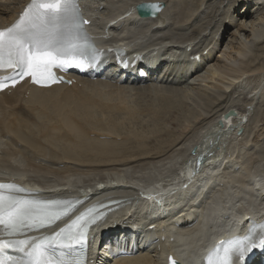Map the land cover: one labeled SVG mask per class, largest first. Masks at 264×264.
<instances>
[{
  "label": "bare ground",
  "instance_id": "bare-ground-1",
  "mask_svg": "<svg viewBox=\"0 0 264 264\" xmlns=\"http://www.w3.org/2000/svg\"><path fill=\"white\" fill-rule=\"evenodd\" d=\"M27 1L29 0H0V28L6 25H9L10 27L14 22H16L18 12L21 10L22 6ZM79 1L83 5H87L88 10L95 12L99 15L101 14V12L98 10H92L94 7H98L99 5L98 0H92V1L91 0H79ZM110 1H114V0H105V2H110ZM116 1H120V2L127 1V5L124 6L126 8L122 10L123 13H121V15L124 20H129L128 23L132 24L136 21H139V24L142 22L143 23L142 25L144 26H147V24L153 25V28L151 30H156L157 25L158 24L162 25L166 21V18H170L171 22H174L171 18V14L173 10L171 7H169V4H168L169 0H159V1L164 2V7L156 16L138 17L139 19L132 18L133 17L132 15L135 14L136 16L135 5L137 2L141 0H116ZM204 1L206 2L207 0H204ZM180 2L178 3L180 4ZM252 2L253 0H236V2L232 1L231 5H229V2L227 0V2H225L223 5L227 3L226 6L227 5L229 6L226 9L223 19L219 23H217L216 24L217 26H216V25H213L215 20H217V18H215L212 24L209 26L208 33H204L203 35L204 37L201 36L199 38H196V37L192 38L191 36L195 33L194 31H196L197 33H200V30H201V28L199 27L198 28L193 27L191 29V31L193 32H191L189 36H174L173 39L168 41V43H165V44H168V48H169L168 51L164 52L165 54H163V56L160 57L159 59L151 58L152 62L156 65L155 67L156 77H152V75H149L146 77L138 78L136 76H129V75H123V74L120 75L118 73L121 71H115L114 68L116 67L115 65H112L113 71L108 73V77L114 78V81L110 79L102 80L100 78L92 79V78H89L87 75H81V76H75L74 81L62 82L60 84H54L49 87H40L35 84L29 83L27 80H24L20 84L16 85L14 88H10L9 93H7L6 91L0 92V114L2 112L4 114L5 112L4 106H2L1 104V99L9 103V106L10 105L13 106L12 109L10 108L8 109V112L4 118L3 116L2 117L0 116V123L2 124V126L0 125V130L2 132L7 131L9 133L10 141L13 142V144H15V146L17 147L15 148L13 146H7V145L4 146L2 149H0V154H2L3 152V154L0 156L4 158L7 156H11V158L13 157L14 158L16 157L28 158L29 157L37 161L36 163L33 162L32 165L33 166L35 165L34 167L38 168V170L43 169L44 167H47L46 165L48 162H50V165L52 164L53 166L54 164L57 165V167L55 168L61 171L62 170L66 171V170H70L73 168H81V167H76V166H79L78 163L80 165H86L85 167L87 168H88V165L90 167L93 165L92 163L96 164L97 161H103V162H98L101 164L105 163L104 161L108 160V159H105L106 155L113 156L114 151L117 148H121L123 144H124L123 146H125L126 143H124L125 137L121 136L122 134H119L120 132L119 126L116 127L118 129L116 130L118 131L117 134L112 131H108L107 129L104 132L99 131L102 128L101 127L102 123L101 122H100L101 124H99V122L97 123L96 121H98V119L101 120L103 123L104 122L106 123L107 119L111 120V118H114V116L117 115L116 113L118 111H122L123 108L128 109L129 114L131 113L130 112L131 110L132 111L137 110V112L139 110L141 111L144 110L142 109V106H141L142 104L140 105L138 104L139 107H136L129 103L130 101L129 97L140 95L142 92L159 93L162 100L164 101H168V100L170 101V99L174 98V95H176V93L178 92H180L181 95H183L184 97L185 96L184 93L190 91L191 89H194L195 87L193 86L194 81L192 79L194 74L200 71L202 66H204V64L203 65L201 64L204 63V60H206V58L209 57L210 54L214 52L216 43L224 39L226 30L229 28L231 24V20H230L231 18H237V20H239L237 22V24L239 25L238 29H245L243 30L245 34L243 33L242 39H241V36L238 37L239 43H242L243 46H245L246 42H249V43L255 42L256 44L259 42L261 43L264 42L263 40L264 38L261 39V36L264 35V11H262L264 10V8L263 9L260 8L254 11V8L256 7L254 6L255 3L252 4ZM257 5H258L257 8H259V4ZM122 11H113L107 8L106 13L113 16L114 12L120 13ZM251 12H252V15L250 14ZM179 15H184V14L182 12V14H179ZM176 20L173 24L176 23ZM111 22H112L111 19L110 20L106 19L104 21H101L100 24H105L106 27H113V23L111 26ZM116 22L114 23V25L116 24ZM126 23L127 21L124 24ZM208 25L209 24H207L203 28L206 29ZM222 25L225 28L223 32L220 29ZM159 36H162V39L171 37L170 34H164V32ZM206 36H207L208 42L205 40ZM154 43H157V42H152L151 44H154ZM232 43H233L232 39H229L228 44H230L229 45L230 48L232 47ZM242 44H238V45L242 46ZM189 45L190 47L187 48ZM145 48H142L141 50L143 51ZM204 50L205 52L203 53ZM263 50H264V46H263ZM229 51L224 54L230 53ZM195 52L200 53L198 59H195L190 56L191 54ZM252 55H253L252 53H249L247 57L248 61L246 60L244 61V64L241 66L243 70H245L247 67H249L252 64L251 59H248ZM180 56H181V59L178 60L177 57H180ZM226 56L227 55H225V57ZM257 57H260L264 60V53L263 55H260ZM218 61L220 62L221 59H219L218 57H215V62H218ZM240 61H242V59H240ZM230 62H233V60ZM217 65L219 64L217 63ZM187 66H190L191 69L188 70ZM252 70L254 71V69ZM205 72L207 75H209L208 77L212 78L213 75L215 74V69L210 66V67H207ZM70 76L71 75H68V77ZM144 80L150 81V82L146 83L145 85L139 84L140 82ZM162 83H165V84H162ZM176 84L178 87L176 86ZM186 84L190 86H187ZM196 84L199 85V83H196ZM185 85L187 86L186 88L188 89L185 88L179 91L178 88L180 86L185 87ZM239 86L240 85L238 84L232 85L233 88L235 87L238 88ZM166 93H168L167 95L168 97L165 96ZM222 93H221V96L215 95V97H213V95L211 96L209 95L211 106L214 101L216 100L219 101L220 98H223L225 96V93L224 94ZM202 95H203V92H202ZM51 98H54L57 101L55 103H52L53 101L52 102L50 101ZM244 104H247V107H250V103H244ZM68 107L70 109H68ZM221 108H222V111H217V109L215 110L213 108L215 111L212 113L213 114L212 117H210L208 120H205V122L203 123L201 122L204 120V118L202 119L201 118L202 116H201L200 118L202 120L199 119L201 120V122L199 120L197 121L201 123L200 128L202 130L204 129V131L200 133L199 135L194 134L195 135V137L193 135L194 139L193 137L192 139L190 137H187L191 140H189L190 141L189 146L185 149L186 153L182 152L183 154L181 153V155L182 156L184 155L183 156L184 161L186 165H189V170L187 171L188 175L193 177L195 179V182L197 183L194 185L187 186V192H185L186 194L183 193L184 195L180 194L178 196L175 195L173 197H168L169 199L166 200L167 201L166 203L165 201L156 202V204H162L168 208L170 207L169 205L173 202L174 205L172 209H170V212H169L170 214L167 215L164 212V209H163L164 206L163 207L159 206L160 208L157 210L156 216H154L152 213L150 214V212H145L146 205L143 204L141 201L138 202L139 204H136V207L138 208L137 212L131 211V209L128 208L132 205V203L135 202V199L137 197L142 195L143 189H145L144 187L140 186L141 185L140 183H136L134 184L135 185L134 186L132 184L134 182L130 183L128 181L121 180V181H117L118 183L106 184L102 187L95 186L98 184H92V185L87 184L81 187L84 192L92 191V195H95L96 197H100L102 199H106V200L113 202V205H109L104 208V212L106 211V213H104L100 219L95 221L89 227L91 228V231L89 234L90 248H95L93 255H92L91 264H118L119 261H122L123 264H166V257L169 254L181 260L183 264H195L197 260V257H196L197 255L194 252V250H203L204 247L207 249L206 246L208 245L210 240H213L212 237L218 236L216 234L218 231L223 230L224 228H229L226 230L227 232H231L239 227V225L241 224L239 221V218H242L243 204L248 205L247 206L248 208L250 207L249 206L250 204L252 205V208H251L252 211L246 212V214L249 213L251 215H258L260 213V211L262 210L261 206L264 205V185L257 184V187H255V185L252 183V180L254 176L259 174V172H262L263 170L255 171V168H254L255 166H252L249 168L246 167L249 169V171L253 168V170H251L250 173H247L245 171L243 173H240L244 169L245 165H243V163H240V159L234 157L235 155H229V153L226 152L224 147H222V144L225 145L226 143L227 136L228 135L231 136L233 134L231 130L228 131L224 129L226 127V124H228L227 122L229 120L228 118H230L231 124L233 123L237 124V121L240 120L242 116L243 117L247 116V110L242 113L241 111H238L234 107L233 104H230V103L222 106ZM228 108H234L238 114L234 113V116L227 117V118L223 117V112L227 110ZM103 111L105 112L107 117H109V118L106 117L105 121H104V118H105L104 113L102 116L103 118H101V116L99 115V113ZM207 112H209V110ZM261 112H260V115H262ZM93 115L95 116L93 117ZM96 116L98 117L97 120L94 119ZM91 118H93L95 122H93L92 121L93 119ZM258 118H260V116ZM219 119H222L223 122L220 126H217L216 121H218ZM117 120L114 119L113 121L116 122ZM108 123H110V121ZM111 125L112 124L110 123V126ZM91 126L98 127V129L100 127L101 128L98 130L97 128L91 127ZM105 126L108 127L107 125ZM113 129L115 128L113 127ZM192 129L194 128L192 127ZM195 129L197 128L195 127ZM234 133H235V130H234ZM174 136L175 135H173L172 137ZM184 136H185V133H184ZM255 136H256L255 133L252 134V138ZM257 136H259V134ZM121 140H123V142H121ZM126 140H128V137ZM210 140H213L215 143L212 144ZM245 140L247 141V139ZM189 141H187V143ZM181 143L182 142H180L179 144ZM217 143H220L219 147H222L219 150L215 148V145ZM258 144L255 146H258ZM193 146H195L193 150L194 152L191 154L190 149ZM6 148H7L8 154L5 152ZM9 149H12L13 151H15L14 154H11ZM147 149L149 148L147 147ZM144 154L147 155L146 152H144ZM138 155L141 157V155L143 154L140 153ZM45 157L47 158V160L45 159ZM246 157H247V154H246ZM69 159L76 160L78 163L68 161ZM244 159L246 158L244 157ZM256 159H257V156H256ZM57 161L59 162L63 161V165H59ZM127 161L125 159L124 162H121L120 164L125 165L126 163H128ZM181 161H183V158ZM227 163L229 164V166L224 167V164H227ZM6 165L9 166L10 168H14L18 170V168L15 167L16 165H13L12 163L6 162ZM180 165H182V163ZM194 167L197 168L198 170L195 171ZM56 169H53V170H56ZM117 169L124 171L126 168L124 167V168H117ZM238 173L240 174L239 175L240 178L243 179V177H245L244 180L248 177L249 174L251 173L253 174L249 176L246 179V181L242 182V179H241L238 182L239 191L237 192V194L240 193V195H243V197L241 198L237 197L236 201H233L231 197H228L227 199L228 204L225 205L224 202H222L219 199L221 198L220 194L223 193L222 190L226 186L224 184H227L226 182L230 181L228 179L231 178V175L238 174ZM41 174L43 173L41 172ZM27 175H30V174L27 173ZM65 176L67 177V175ZM39 177L41 176L39 175ZM27 178L28 177L25 178L22 176L4 172V173H0V184L10 182V184H13L17 186L18 188L23 189V191L19 192V195H23L27 199H38V200H58V198L62 196L73 195L74 192L80 189V188H71L70 185H67L66 181L48 183L46 185L40 184L31 189V187L28 185H33L34 184L33 182H35L36 180L31 179V180L26 181ZM29 178H31V176ZM64 178L65 177H63V179ZM262 178H264V175ZM30 181H32V183ZM119 182H122V183H119ZM147 184L153 185L154 183L150 182ZM166 184L167 183H165V185ZM217 186H220V187L216 189ZM35 188H41L42 190H38ZM173 194L174 192L171 193V195ZM194 194L198 196L197 198L192 199V197L195 196ZM233 194L235 195L236 192H233ZM244 196L248 198L247 200L243 201ZM72 199H75V198L73 197ZM201 201H206V203L203 205L202 204L200 205ZM81 205H82L81 203H78L77 205L72 206L67 213L61 215L60 219L55 221L50 226H47L42 229H37L36 237H39L42 234L52 235L56 233L57 231H59L66 222L74 219L75 217L79 216L82 213V209H80ZM122 210L124 211L121 212ZM142 210H144V212ZM177 210L179 211L180 215L176 219H174L173 217L174 215L171 212H174ZM214 212L215 214H213ZM215 218L216 220L218 219L219 221H221V223L215 221ZM121 220H126L125 223L127 224V232L130 234L128 236L130 243H131L130 236H132L135 233V231L137 232L138 231L141 232V230L144 231V234H141L142 239L140 238L141 239L140 241L142 243H138L136 241L132 242V243H136L139 245H134V247L132 246L133 248L132 247L130 248L132 252L128 255H125L119 258H115L114 256L110 255L109 256L110 258H109L108 256L104 255L106 252L105 251L103 252V248H100L98 245L94 246L93 244L95 243L92 244V242L93 240H96L100 236L99 234L104 233V228L105 226H107V224H109L111 221L117 224ZM172 220L178 223V225L174 224ZM137 222H141L142 224L139 225ZM132 225L134 227H131ZM118 231H121V230H116V232ZM0 232L1 233L4 232V227L2 225H0ZM127 232H125L126 235H127ZM111 233H115V232H111ZM97 234L98 236L95 237V235ZM177 246L182 249L181 251L183 253V258H182L181 252L178 251L179 248ZM149 250H157V253L155 255H152L149 253ZM186 256H188V260L186 259Z\"/></svg>",
  "mask_w": 264,
  "mask_h": 264
},
{
  "label": "rangeland",
  "instance_id": "rangeland-1",
  "mask_svg": "<svg viewBox=\"0 0 264 264\" xmlns=\"http://www.w3.org/2000/svg\"><path fill=\"white\" fill-rule=\"evenodd\" d=\"M180 1H182V0H172V1L169 0L168 1L169 7H171L173 10V12L171 14V18L174 22L177 19L175 24H173L174 22H171L170 18H166V21L162 24V26H163L162 28H161L160 24L157 25L156 30H151L150 26H146V27L143 26V27L137 28L134 31V37H132L131 39H129V41H127L128 44L129 43L131 45L139 44V45H142V46L148 48L152 42H157L156 44L158 47H161L163 50L168 51V44H165V43H168V41L173 39L174 36H189L191 34V32H193V31H191V29L193 27H197V28L199 27V28H201V30H200V33H197L196 31H194L195 33L191 36L192 38H195V37L199 38V37L203 36L204 33H208L209 26L212 24L213 20L215 18H217V20H215L213 25H216L217 23H219L223 19V16L225 15L227 7L229 5H231L232 1L236 2V0H228L229 5L226 6L227 3L225 5H223V4L225 2H227V0H207L206 2L204 0H183L182 2H180ZM256 1H258V2H256ZM178 2H180V4ZM254 3H255L254 6L256 7V8H254V11L258 10L260 8H262V9L264 8V4H263L264 0H260V1L259 0H253L252 4H254ZM104 4H106L105 0H100L99 5H101V8L98 9L101 12L100 15H104L107 11L106 8L104 7ZM257 4H259V8H257L258 7ZM251 6H253V5H251ZM224 7H226V8H224ZM222 8H224V9H222ZM262 11H264V10H262ZM182 12L184 15H179V14H182ZM252 12L250 13L251 15H252ZM182 16L184 19L182 18ZM178 20H180V21H178ZM230 20H231V24H230L229 28L226 30L224 39H222L221 41L216 43V47L214 49V52L211 53L212 55L210 54V56L206 58L207 61L204 60V63L201 64V65L204 64V66H202L200 71L195 73L194 76L192 77V79L194 81L193 86H195V87H194V89H191V90L189 89L190 91L184 93V95L186 97L185 96L183 97V95H181V93L178 92V93H176V95H174V98L170 99V101L169 100L164 101V100H162L159 93L142 92L140 95H135V96L129 97V100H130L129 103L133 106H136V107H139V105L142 104L141 106H142V109H144V110H142V111L139 110L138 112H137V110H135V111L131 110L130 111L132 113V115H131V113L130 114L128 113V109L123 108L122 111H118L117 113L115 112L118 116L115 115L114 118H111V120L107 119V121H106L107 124L105 122L103 123L101 120L98 119V121H96V122L97 123L99 122V124L102 123L101 124L102 126L100 125L102 128L101 127H100L101 129L99 128L100 130L98 129V127L91 126V127L97 128L99 131H102V132L106 131V129H107L108 131H112L116 134L118 133V131H116V130H118L116 127L119 126L120 127L119 134H122L121 136L125 137L124 143H126V144H125V146H123L124 144L122 145L124 148L122 146H121L122 149L117 148L114 151L113 156L106 155L105 159H108V160H105L104 161L105 163L101 164L98 162H103V161H97L96 164H98V165H96L95 163H92L95 166H93L91 164L92 166L89 167V165H88V168H87V167H85L86 165H80L76 160L69 159L68 161L78 163L79 166H76V167H81V168H73L70 170H66L67 171L66 172L63 170L62 171L57 170L55 168V167H57V165H55V164H54V166H53V164L50 165V162H48L49 164L47 163V165H46L48 168L44 167L47 170L44 168L38 170V168L34 167L35 165L34 166L32 165L33 162L36 163L37 161L33 160L29 157L28 158H24V157H16V158L13 157V158H11V156H7L4 158V157L0 156V173H4V172L12 173L13 172L12 174H15V172H17L18 173L17 175L22 176V177H28L26 175V173H29L30 174L29 177L31 176L32 179H35L36 180L35 182L38 185H40V184L46 185L48 183H56V182H60V181H66L67 185H70L71 188H81L82 186L87 185V184L92 185V184H100V183L112 182V181L117 182L120 180L138 181L140 183H141V181H142V183H145V182L146 183H150V182L156 183V181H157L158 185L162 184L161 186H164L165 183H163V182L168 181L172 176H174L177 173H182V171H183L182 169H184V167H182V165L183 164L186 165V163L184 161V157H183L184 155L182 156L181 153L182 152L186 153L185 149L189 146V143H190L189 140L192 139L194 134L199 135L200 133H202L204 131V129L202 130L200 128L201 123L205 122V120H208L210 117H212V115H213L212 113L216 109H217V111H222L221 107L228 104V103L233 104L234 107L238 111H241L242 113L247 110V116L241 117V119H242L241 125H240V127L242 128L241 133L239 134V133L235 132L236 134H238L235 136L233 134L231 136L228 135L229 137L227 136L226 143H225V145L222 144V147H224V149L226 150L227 153H229V155H235L234 157L240 159V163H243V165H245L244 169L240 173H243L244 171L247 173H250V171L253 170V168L250 171L248 168L252 167V166H255L254 167L255 171L263 170L262 172H264V60L260 57H257V56L263 55V53H264V50H263L264 42H262V43L259 42L257 44L255 42H253L254 44L251 42L250 43L246 42L245 46H243L242 43H239L238 37L241 36V39H242V36L244 33L243 30H245V29H238L239 25L237 24V22L239 20H237V18H231ZM142 24H139V26H142ZM207 24H209L208 27L206 29H204L203 27H205ZM220 29L222 32L225 30L223 25L220 27ZM163 32H164V34H170L171 37L162 39V36H159V35H161ZM99 38H102V36H100ZM263 38H264V35L261 36V39H263ZM229 39H232V42H233L231 48L229 47L230 44H228ZM205 40L208 42L207 36H206ZM238 44H242V46L238 45ZM128 47H130V45ZM240 48H242V49H240ZM144 50H146V49H144ZM228 51L230 53L224 54ZM204 52H205V50L203 51V53ZM261 52H262V54H261ZM249 53L253 54L252 56H250L248 58V59H251L252 64L249 67H247L249 69L246 68L245 69L246 71H245L242 69L241 66L244 64L245 60L248 61L247 57H248ZM163 54H165V53H163ZM225 55H227L226 56L227 58L225 57ZM215 57H218L219 59H221V61L215 62ZM240 59H242V61H240ZM232 60H233V62H230ZM227 62H228V64H227ZM215 63H216V65H215ZM217 63L219 65H217ZM262 63H263V65H262ZM238 64H240V65H238ZM210 66L215 69V74L213 75L212 78L208 77L209 75H207L205 72L207 67H210ZM217 66H219V67H217ZM252 69H254V71ZM105 79H109V78H105ZM112 81H114V79ZM196 83H199V85ZM162 84H165V83H162ZM235 84H238L240 86L238 88L237 87L233 88L232 85H235ZM186 85H185V87L180 86L178 88L179 91H181L182 89H185L187 86H190V85H187V86ZM176 86H177V84H176ZM21 89H23V88H21ZM186 89H188V88H186ZM223 89H224V91H223ZM221 91L225 93V96L223 98H220L219 101H217V100L214 101L212 103V106H211L210 96L211 95H213V97H215V95L221 96V93H222ZM202 92H203V95H202ZM7 93H9V91H7ZM204 93H206V94H204ZM224 93H222V94H224ZM167 95H168V93L165 94L166 97H168ZM166 97H164V98H166ZM51 99H50V101L51 102L53 101L52 103H55L57 101L54 98H51ZM166 99H168V98H166ZM244 103H250V107H247V104H244ZM1 104H2V106H4L5 112H4V114L2 112L0 114V116L1 117L3 116V118H4L8 112V109L9 108L12 109L13 106L12 105L9 106V103L5 102L3 99H1ZM208 104H210V105H208ZM145 108H146V110H145ZM68 109H70V108L68 107ZM154 109H155V111H154ZM126 110H127V112H126ZM208 110H209V112H207ZM260 112L262 113V115H260ZM103 113H104V117H105L104 121H105L106 117H107L105 112L104 111L100 112L99 115L101 116V118H103L102 117ZM94 116L95 115H93V117ZM259 116H260V118H258ZM200 117L202 119L204 118V120L202 122H201L202 119ZM97 118L98 117L96 116L94 119L97 120ZM107 118H109V117H107ZM121 118H123L124 120ZM91 119H93V118H91ZM94 119L92 120L93 122H95ZM114 119H116V120L118 119L116 121L117 123L115 121H113ZM199 119H201V120H199ZM108 120L112 124L111 126H110V123H108L109 122ZM121 120H122L123 124H122ZM197 120H199L201 123H199V121H197ZM0 125L2 126L1 123H0ZM105 125H107L108 127H106ZM112 126L115 129H113ZM192 127L194 129H192ZM195 127L197 129H195ZM151 133H152V135H151ZM184 133H185V136H184ZM254 133L256 134V136L252 138V134H254ZM243 134H244V136H243ZM258 134H259V136H257ZM136 135H137V137H136ZM173 135H175V136L172 137ZM195 135H194V137H195ZM127 137H128V140H126ZM178 137H180V138H178ZM182 137H183V139H182ZM185 137L186 138L190 137L191 139H189V138L186 139ZM194 137H193V139H194ZM138 139H140V140H138ZM245 139H247L248 142ZM256 140H257V142H256ZM136 141H138V142L141 141V142L138 143ZM179 141L182 143L179 144L180 143ZM187 141H189V142L187 143ZM121 142H123V140H121ZM184 142H185V144H184ZM246 142H247V144H246ZM169 143L170 144L172 143V144L170 145ZM137 144H139V145H137ZM248 144H250V145H248ZM257 144H258V146H255ZM6 145L7 146H13V147L17 148L15 146V144H13V142L10 141L9 133L7 131L2 132L0 130V149H2ZM142 146H143V148H142ZM146 146L149 149H147ZM252 146L253 147L255 146L256 149H255V147L253 148ZM128 148H129V150H128ZM176 148L178 149V151ZM181 148L183 149V151ZM253 149H255V150H253ZM149 150L151 151V153ZM9 151L11 154H14V152H15L12 149H9ZM124 151H126V152H124ZM5 152L8 154L7 148L5 149ZM137 152H139V153H137ZM144 152H146L147 155L144 154ZM148 152H149V154H148ZM115 153H117V154H115ZM140 153L143 154V155H141V157L138 155ZM155 153H157V154H155ZM2 154H3V152H2ZM2 154H0V155H2ZM246 154H247L248 158L246 157ZM124 155H126V156H124ZM177 156L179 158H177ZM243 156L246 159H244ZM256 156H257V159H256ZM182 158H183V161H181ZM45 159L47 160L46 157H45ZM119 159H120V161H119ZM125 159H126V161L128 160L127 161L128 163H126L125 165L120 164L121 162H124ZM144 159L146 161L148 160L147 161L148 163ZM241 159H243L244 161ZM13 161H15L16 163ZM63 161H65V160H63ZM63 161H61V162L57 161V162L59 165H63ZM6 162H9V163H12L13 165H16L15 167H17L18 170L14 169V168H10L9 166L6 165ZM181 163H182V165H180ZM245 163L246 164L248 163V164L246 165ZM225 166H229V164L228 163L224 164V167ZM124 167L126 168L124 171L117 169V168H124ZM246 167H248V168H246ZM51 168L56 169V170H53ZM238 170H239V168H238ZM41 172L43 174H41ZM32 174L35 176H33ZM252 174L253 173L249 174L248 177L251 176ZM39 175L41 177H39ZM65 175H67V177ZM239 175H240L239 173L231 175V178L228 179L230 181L226 182L227 184H224L226 186L222 190L223 193L221 194V198H219V199L222 202H224L225 205L228 204V201H227L228 197H231L233 201H236L238 196H243V195H240V193L237 194V192L239 191V189H238L239 183L238 182L242 179V178H240ZM42 176H44V177H42ZM29 177L27 178V180H31V178H29ZM63 177H65V178L63 179ZM244 178L245 177H243L242 182L246 181V179H247L246 178L244 180ZM30 182H32V181H30ZM219 187L220 186H217L216 189H218ZM233 192H236V194L234 195ZM197 196L198 195L193 196L192 199L197 198ZM247 198L248 197L244 196L243 201L247 200ZM140 201H141V199H136L135 202L132 203V205L128 208L131 209V211L137 212L138 208L136 207V204H139L138 202H140ZM205 203H206V201H201L200 205L201 204L203 205ZM123 211L124 210H122L121 212H123ZM140 243H142V242L140 241ZM149 253L152 255H155L157 253V250H149Z\"/></svg>",
  "mask_w": 264,
  "mask_h": 264
},
{
  "label": "snow or ice",
  "instance_id": "snow-or-ice-1",
  "mask_svg": "<svg viewBox=\"0 0 264 264\" xmlns=\"http://www.w3.org/2000/svg\"><path fill=\"white\" fill-rule=\"evenodd\" d=\"M70 4L71 0H31L16 22L0 29V69L13 73L7 79L14 81L26 76L34 81L50 79L53 66L83 70V64L69 62V58L83 56L90 49L75 8ZM5 188L10 193L23 191L13 184H0V190ZM61 209L67 210L68 204L59 200L26 199L14 194L5 196L0 191V225L10 236L50 226L65 214ZM88 212L91 214L78 216L67 229H61L40 243H36L39 238L32 237L0 240V264H81L79 259L56 258L49 249L52 245L69 246L66 240L83 243L87 228L95 218L91 209ZM250 241L249 236L221 242L216 249L217 259L210 264H234V255L243 260L253 248L264 247V239L258 244ZM5 249L25 253L27 259L9 257L5 260L2 258ZM169 259L170 264H177Z\"/></svg>",
  "mask_w": 264,
  "mask_h": 264
},
{
  "label": "water",
  "instance_id": "water-1",
  "mask_svg": "<svg viewBox=\"0 0 264 264\" xmlns=\"http://www.w3.org/2000/svg\"><path fill=\"white\" fill-rule=\"evenodd\" d=\"M164 6V2L162 1H157V0H143L138 2L135 5L136 11L138 13V15H140L141 17H153L155 16ZM228 113H233L232 110H228ZM220 123V121H219ZM173 261H176L177 264H182L177 258H175L172 255L168 256V264H170V259Z\"/></svg>",
  "mask_w": 264,
  "mask_h": 264
}]
</instances>
